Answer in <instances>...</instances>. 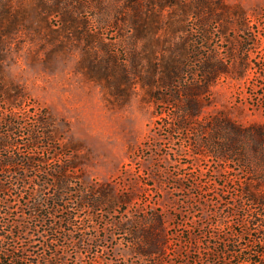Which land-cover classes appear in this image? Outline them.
I'll return each mask as SVG.
<instances>
[{
  "label": "rangeland",
  "instance_id": "obj_1",
  "mask_svg": "<svg viewBox=\"0 0 264 264\" xmlns=\"http://www.w3.org/2000/svg\"><path fill=\"white\" fill-rule=\"evenodd\" d=\"M210 58L232 70L209 85ZM178 90L200 105L187 130L172 105ZM7 117L12 152L62 168L76 207L71 224L48 216L67 226L53 231L57 256L44 228L11 243L26 247L27 264H264V142L241 140L234 161L198 145L209 118L264 127V0H0L2 133ZM45 131L50 144L25 146ZM10 193L3 222L36 225L23 215L29 196ZM82 197L104 208L78 210ZM148 230L161 253L141 254Z\"/></svg>",
  "mask_w": 264,
  "mask_h": 264
},
{
  "label": "trees",
  "instance_id": "obj_2",
  "mask_svg": "<svg viewBox=\"0 0 264 264\" xmlns=\"http://www.w3.org/2000/svg\"><path fill=\"white\" fill-rule=\"evenodd\" d=\"M213 60L214 59L210 58L205 64L207 69V83L209 85L213 82L214 78L225 77L229 75L232 70V68L226 64L216 66L214 62L212 63ZM240 64L243 70L251 66L249 59L241 61ZM192 91H195V89H192ZM180 92L181 91L179 90L176 91L175 96L178 101L172 105H174L173 107H175L180 114L177 118V120L179 119L178 129L187 130L192 127L191 121L198 117L200 105L195 100V93L192 94L186 91L187 100L186 98L180 97ZM168 103L171 102L168 101ZM5 121L11 129L8 133H2L0 131V262L2 264L5 259L7 260L10 258L11 262L7 264H27L30 259L28 258L26 247H22V249H14L11 243L15 242L16 239H20L19 237L23 234L32 232L40 234L39 229L44 228L43 231L48 233V237L50 236L44 245H46V249L51 250L54 253V256H57L58 249L51 245L52 242L57 241L53 231L57 232L61 229L66 230L67 226L63 223L60 225L50 224L47 219L50 215L63 212L66 214L63 222L71 224V221L75 217L74 209H76V207L68 208V205L71 203L68 197L73 196L74 193L69 189L66 181L62 180L63 177L60 178L58 175V172L63 173L62 168L59 171L55 170L50 173L46 170L38 169L37 164L44 163L42 158L28 157L26 155H21L20 153L12 152V150L16 147V142L13 141L11 137V126L13 125V122L11 119H8V117L5 118ZM18 126L22 129L24 128L21 123H18ZM208 128H211V135L209 134V136L207 134ZM201 132L202 137H199L198 139L200 149L205 150L207 148L210 150L209 152H211L212 155L223 160H235L234 157L239 155L238 152L242 147H245L241 146V140L247 145L250 138L254 137L256 142L255 145L253 143V148L258 147L259 144L264 142V127L246 128L222 117L207 119L206 125L205 127H202ZM30 137V140H28L25 146L37 147L42 143V140L46 141L45 144H50V141H52L50 135L46 133V131L41 135L34 132L30 134ZM42 154L45 153L43 152ZM58 157V152L52 154L53 160L58 159ZM12 168L15 169L14 172H12ZM2 170L3 172L7 171L6 179H3L1 176V174H3ZM34 171L37 173L32 175ZM48 176H53V178H55L54 182H50V180H48ZM30 182L33 184L35 183V185H33V191L29 194L28 188ZM66 186L68 187V190L64 191ZM51 189H54V192L48 194L46 191H50ZM11 191L17 192L20 196L25 193L22 195L23 198H25L24 196H29L25 199L28 213L25 211L23 215L27 214L32 221L36 223V225L30 227L17 223V228H12L11 223L3 222L6 219V216H9L14 209L11 198L17 196V194L10 193ZM75 192L78 193L77 191ZM245 192L251 195L250 201H258L256 193L250 187L245 188ZM262 197H264V195ZM101 204L102 201L100 202L98 199L92 200L87 197H82L77 207L78 210L87 209L89 212H91L92 208L94 211H101L102 208H104ZM154 229L156 230V227ZM68 230L70 231L72 228H68ZM142 236L146 241L145 243H147L146 246L149 245V248L146 249V246H144L143 243L140 251L142 255L148 256L152 253L162 252V247L165 245L164 240L160 239L149 230L143 233ZM23 242L27 243L28 241L24 240ZM32 264L40 263L38 261H32ZM248 264L261 263L251 260L248 261Z\"/></svg>",
  "mask_w": 264,
  "mask_h": 264
}]
</instances>
